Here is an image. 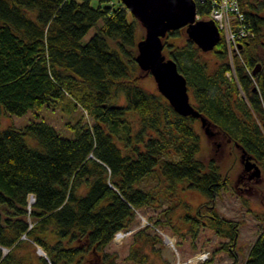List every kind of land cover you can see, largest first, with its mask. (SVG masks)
Returning a JSON list of instances; mask_svg holds the SVG:
<instances>
[{"label":"trees","instance_id":"1","mask_svg":"<svg viewBox=\"0 0 264 264\" xmlns=\"http://www.w3.org/2000/svg\"><path fill=\"white\" fill-rule=\"evenodd\" d=\"M105 1L0 0V107L18 115L80 107L94 119L78 118L74 137L45 119L0 129V264H116L105 248L117 231L132 227L137 209L159 198L157 190L138 186L142 180L159 175L167 187L183 181L209 203L228 185L214 157H198L200 118L178 113L159 91L141 84V22L122 0ZM239 2L253 35L231 57L221 33L213 49L218 62L210 67L184 27L167 32L163 53L177 62L192 104L210 127L263 168L264 0ZM196 4L206 18L211 1ZM92 27L95 33L84 40ZM257 63L261 68L253 73ZM208 207L230 229L194 220L228 236L218 249L233 258L228 264H239V222ZM148 236L144 227L135 232L127 258L147 261L140 252ZM26 245L42 247L47 258L23 253ZM242 264H264V227Z\"/></svg>","mask_w":264,"mask_h":264},{"label":"rangeland","instance_id":"2","mask_svg":"<svg viewBox=\"0 0 264 264\" xmlns=\"http://www.w3.org/2000/svg\"><path fill=\"white\" fill-rule=\"evenodd\" d=\"M99 0H92L97 5ZM113 1L103 2V6L112 5ZM203 18V17H197ZM96 31L95 27L90 28L84 36L89 39ZM140 31L145 36V27L141 25ZM185 35H187L185 31ZM239 44V43H238ZM166 55V54H165ZM202 58L207 61L210 67H215L218 56L214 50L202 52ZM141 78V84L150 90L158 91L154 76L147 71ZM121 103H125L122 96ZM190 101L193 103V95L190 93ZM65 103V102H64ZM134 112L133 110H128ZM39 113V115H37ZM80 118L82 123H93L94 119L82 108L77 107L72 111L66 108L44 107L39 111L29 110L22 115L10 114L0 107V129L8 125L22 126L34 119H45L53 124L59 132L66 137L76 135L77 123ZM198 131L201 134V151L204 159L214 157L221 166L222 172L229 176L228 185L216 196L214 202L209 203V198L198 190L188 188L183 181H178L174 187H167L168 181L158 176H149L138 184L139 187L158 191V200L137 209V214L130 233L124 234L119 240H113L105 251L115 256L116 264H200L209 259L214 264H228L233 258L225 250H219L222 242L228 241L229 237L216 232L210 225L217 224L224 231L230 229V225L218 222L212 215V209L208 205L213 204L219 215L227 219L239 222L238 238V263L242 264L250 244L264 227V167L261 173L255 175L252 170L245 169V162L242 157V149L218 128L210 127L206 132L201 120L196 122ZM31 140V139H30ZM170 206L173 208L169 209ZM194 216L207 224H201L194 220ZM168 218L169 221L168 222ZM160 219L161 223L154 226ZM144 227L150 235L147 241L143 242L140 254H145L147 261L138 263L127 258L130 246L134 241V234ZM198 228L196 235L193 236ZM145 236V235H144ZM172 238V241L168 240ZM23 253L35 252L47 258L46 251H39L36 246L32 249L28 245L21 249ZM208 252L204 260H195L197 256ZM73 264H88L75 262Z\"/></svg>","mask_w":264,"mask_h":264},{"label":"water","instance_id":"3","mask_svg":"<svg viewBox=\"0 0 264 264\" xmlns=\"http://www.w3.org/2000/svg\"><path fill=\"white\" fill-rule=\"evenodd\" d=\"M131 13L145 27V36L137 43V62L142 70L150 72L158 91L183 115L199 117L203 128L209 131L211 122L190 101L187 79L178 69L177 62L163 53V37L169 30L185 28L188 38L203 51L213 50L221 38L213 19L197 18L196 0H122ZM261 68L257 63L256 73ZM239 146V145H237ZM245 169L261 173L260 166L242 149Z\"/></svg>","mask_w":264,"mask_h":264},{"label":"built area","instance_id":"4","mask_svg":"<svg viewBox=\"0 0 264 264\" xmlns=\"http://www.w3.org/2000/svg\"><path fill=\"white\" fill-rule=\"evenodd\" d=\"M204 1V0H203ZM212 3L211 11L207 15V19H213L217 24L220 33L223 34L227 43L230 57L234 49H237L238 43L242 39L253 35V32L244 23L245 15L240 7L239 0H210ZM197 17H201L197 12ZM30 203L35 201L33 194L29 195ZM132 229L117 231L114 240H119L121 236L126 233H130ZM39 251L44 249L38 246ZM7 251V249H5ZM45 252V251H43ZM208 252L202 253L201 256H197L195 260H204L208 257Z\"/></svg>","mask_w":264,"mask_h":264},{"label":"bare ground","instance_id":"5","mask_svg":"<svg viewBox=\"0 0 264 264\" xmlns=\"http://www.w3.org/2000/svg\"><path fill=\"white\" fill-rule=\"evenodd\" d=\"M168 240L172 241V238H169V237H168Z\"/></svg>","mask_w":264,"mask_h":264},{"label":"flooded vegetation","instance_id":"6","mask_svg":"<svg viewBox=\"0 0 264 264\" xmlns=\"http://www.w3.org/2000/svg\"><path fill=\"white\" fill-rule=\"evenodd\" d=\"M250 170H252V169H250ZM252 173L254 174V171H252Z\"/></svg>","mask_w":264,"mask_h":264},{"label":"crops","instance_id":"7","mask_svg":"<svg viewBox=\"0 0 264 264\" xmlns=\"http://www.w3.org/2000/svg\"><path fill=\"white\" fill-rule=\"evenodd\" d=\"M38 254V253H37ZM39 255V254H38ZM36 259V258H35ZM37 261V260H36Z\"/></svg>","mask_w":264,"mask_h":264}]
</instances>
